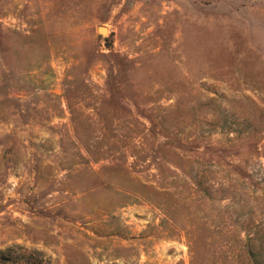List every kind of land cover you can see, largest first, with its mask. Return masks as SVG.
Returning <instances> with one entry per match:
<instances>
[{
	"label": "rangeland",
	"instance_id": "1",
	"mask_svg": "<svg viewBox=\"0 0 264 264\" xmlns=\"http://www.w3.org/2000/svg\"><path fill=\"white\" fill-rule=\"evenodd\" d=\"M16 245L264 264V0H0V251Z\"/></svg>",
	"mask_w": 264,
	"mask_h": 264
},
{
	"label": "trees",
	"instance_id": "2",
	"mask_svg": "<svg viewBox=\"0 0 264 264\" xmlns=\"http://www.w3.org/2000/svg\"><path fill=\"white\" fill-rule=\"evenodd\" d=\"M17 250H22L21 252L25 253L17 252ZM27 251H29L27 248L18 245L13 246L12 248H7L4 251H0V264H8L9 262H13L16 264H42V262L40 261V258L42 256L41 253L36 251L26 253ZM12 257H15V262Z\"/></svg>",
	"mask_w": 264,
	"mask_h": 264
}]
</instances>
